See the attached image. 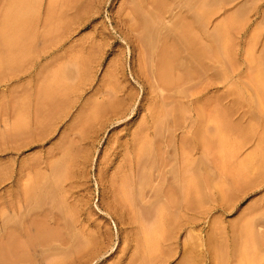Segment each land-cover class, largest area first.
<instances>
[{"label": "rangeland", "instance_id": "obj_1", "mask_svg": "<svg viewBox=\"0 0 264 264\" xmlns=\"http://www.w3.org/2000/svg\"><path fill=\"white\" fill-rule=\"evenodd\" d=\"M74 4L0 70V264H264V0Z\"/></svg>", "mask_w": 264, "mask_h": 264}, {"label": "crops", "instance_id": "obj_2", "mask_svg": "<svg viewBox=\"0 0 264 264\" xmlns=\"http://www.w3.org/2000/svg\"><path fill=\"white\" fill-rule=\"evenodd\" d=\"M0 7V70L3 71H33L59 64L65 57L62 52L68 48L63 47L62 51L61 46L74 35L78 23L86 21L75 14L74 0H65L63 6L57 0H0ZM61 8L62 15L58 13ZM45 30L52 33L48 39L44 37ZM61 30L67 36L61 37Z\"/></svg>", "mask_w": 264, "mask_h": 264}, {"label": "bare ground", "instance_id": "obj_3", "mask_svg": "<svg viewBox=\"0 0 264 264\" xmlns=\"http://www.w3.org/2000/svg\"><path fill=\"white\" fill-rule=\"evenodd\" d=\"M5 27H6V26H5ZM5 27H4V28H5ZM186 27H187V26H186ZM188 27H189V26H188ZM188 27H187V28H188ZM187 28H186V30L188 31ZM190 28H192V25H191ZM6 30H8V29L6 28ZM183 31L186 33L185 28L183 29ZM4 32H5V34L7 33V32L5 31V29H4ZM184 32H183V35H185ZM181 33H182V32H181ZM190 33H192V32H190ZM190 33H189V34H190ZM179 34H180V33H179ZM187 34H188V33H187ZM193 34H194V33H193ZM183 35H181V36H183ZM190 35H191V34H190ZM197 35H198V34H197ZM4 36H5V35H4ZM8 36H9V35H8ZM8 36H7V37H8ZM178 36H179V35H178ZM191 36H193V35H191ZM191 36L188 35V37H186V36H185V37H186L187 40L192 41L193 44H194V42H196L198 39H196V37H194V36L191 38ZM198 36H199V35H198ZM10 37H11V36H10ZM10 37H9V38H10ZM183 37H184V36H183ZM185 37H184V39H185ZM199 37H201V36H199ZM181 38H182V37H181ZM10 39H11V38H10ZM203 39H204V38H203ZM203 39H202V40H203ZM7 40H9V39H7ZM199 40H200V39H199ZM204 40H205V39H204ZM3 41H4V38H3ZM10 41H11V40H10ZM5 42H6V40H5ZM5 42H3V44H5ZM7 42H8V41H7ZM7 42H6V45H5V46H7ZM187 42H188V41H187ZM190 43H191V42H190ZM190 43H189V44H190ZM9 44H10V43H9ZM9 44H8V45H9ZM187 44H188V43H187ZM202 44H203V42H202ZM185 45H186V43H185ZM3 46H4V45H3ZM197 46H198V45H197ZM199 46H200V45H199ZM7 47H8V46H7ZM204 47H206V46H203V48H204ZM190 48H191V47H190ZM201 48H202V47H201ZM196 50H197V52H198V49H197V48H196ZM200 50H201V49H200ZM189 51H190V50H189ZM201 51L203 52V49H202ZM199 52H200V51H199ZM199 52H198V53H199ZM176 53H177V52H176ZM200 53H201V52H200ZM177 54H178V53H177ZM192 55H193V54H192ZM192 55H191V56H192ZM7 56H8V55H7ZM12 56H13V55H12ZM177 56H178V55H177ZM201 56H203V55H201ZM14 57H15V56H14ZM174 57H175V56H174ZM195 58H196V57H195ZM14 60H15V59H14ZM172 60H173V59H172ZM175 60H176V59H175ZM179 60H180V59H179ZM179 60H178V61H179ZM17 61H18V60H16L15 62H17ZM171 62H172V61H171ZM174 62H176V61H174ZM179 62H180V61H179ZM182 64H183V62H182ZM175 65H176V64H175ZM177 65H178V64H177ZM179 65H180V64H179ZM172 66H173V65H172ZM172 66H171V67H172ZM196 186H197V185H196ZM157 189H158V188H156V190H157ZM202 189H203V188H202ZM202 189H201V190H202ZM154 190H155V188H154ZM199 191H200V189L198 190V192H199ZM189 194H190V193H189Z\"/></svg>", "mask_w": 264, "mask_h": 264}]
</instances>
